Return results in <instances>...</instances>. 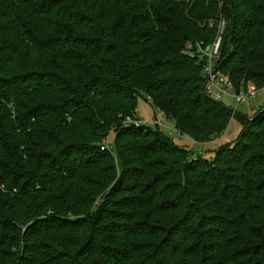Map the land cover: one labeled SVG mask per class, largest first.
<instances>
[{
  "label": "trees",
  "instance_id": "1",
  "mask_svg": "<svg viewBox=\"0 0 264 264\" xmlns=\"http://www.w3.org/2000/svg\"><path fill=\"white\" fill-rule=\"evenodd\" d=\"M264 0H0V264H264ZM144 99L161 130L134 126ZM113 134L112 152L103 143Z\"/></svg>",
  "mask_w": 264,
  "mask_h": 264
},
{
  "label": "rangeland",
  "instance_id": "2",
  "mask_svg": "<svg viewBox=\"0 0 264 264\" xmlns=\"http://www.w3.org/2000/svg\"><path fill=\"white\" fill-rule=\"evenodd\" d=\"M224 20L226 19L223 18V21ZM234 94L235 92L230 89L227 91L226 94H221L220 96V102H222V104L226 106L229 110H231L233 113H239L246 116L247 118H251L253 114L256 112V110L264 105V93H258L254 98H249L247 101L241 103L240 105H237L235 103L233 97ZM137 110H139L140 117H142V122L144 125H146L151 129L157 128V130H161L166 136H168L173 140L174 144L187 150L188 153L191 155V158H195L196 156L206 152L207 149L214 150L217 146L223 145L226 142L231 143L238 136L236 130L239 127V122L238 120H236V118L233 117L231 118L226 130L223 132V134H221L222 137L221 140L220 141L218 140L217 143L215 144L207 145V144L195 143L189 139L182 140L181 137H179L175 131L173 121L172 120L169 121V119L168 120L164 119L161 113H156V115L154 116L150 106L146 103L144 99L140 98L137 101ZM135 117H137V113H135ZM154 121H156L158 124L160 123L161 125L154 126L153 125ZM113 139H114L113 134H110L108 139H106L103 143V147L111 152L113 151L112 150ZM202 157L210 158L212 157V155L206 152Z\"/></svg>",
  "mask_w": 264,
  "mask_h": 264
},
{
  "label": "built area",
  "instance_id": "3",
  "mask_svg": "<svg viewBox=\"0 0 264 264\" xmlns=\"http://www.w3.org/2000/svg\"><path fill=\"white\" fill-rule=\"evenodd\" d=\"M215 27L216 29V39L209 48L208 52L206 53L207 63L204 68L205 73V92L207 95L214 99H220L221 94H226L228 90H232L231 83L227 80L226 77L221 75L215 70V61L219 55V49L221 47L222 42V34L225 32V22L220 21L216 25L214 22H209V27ZM258 93H264V87L261 89H251V90H241L238 93L233 95L234 101L237 105L244 103L249 98H254ZM136 113V111H135ZM134 126L142 125L140 121L133 122ZM144 125V124H143ZM154 126H160L161 124L157 123L156 121L153 122ZM182 140H186L187 138L183 135L177 133ZM101 149H104L102 147Z\"/></svg>",
  "mask_w": 264,
  "mask_h": 264
},
{
  "label": "crops",
  "instance_id": "4",
  "mask_svg": "<svg viewBox=\"0 0 264 264\" xmlns=\"http://www.w3.org/2000/svg\"><path fill=\"white\" fill-rule=\"evenodd\" d=\"M254 87L251 85V84H248V86H247V88H246V90H251V89H253ZM216 100H218V101H220V99H216ZM146 103L149 105V103L146 101ZM150 106V105H149ZM150 108H151V106H150ZM151 110H152V113H153V115L155 116L156 115V113H160L159 111H155V110H153L152 108H151ZM136 113H137V117H136V119H138L139 121H141L142 122V117H140V113H139V110H137L136 109ZM254 113V112H253ZM162 117H164V119H166V120H168L164 115L162 116ZM169 121H170V119H169ZM143 123V122H142ZM174 124V123H173ZM239 127H240V125H239ZM237 128V130H236V133L237 134H239V132H240V129H241V127L240 128ZM228 130H229V128H228ZM223 134V133H222ZM221 135L219 136V137H216L215 139H213V141H211L210 143H207V145L208 144H215V143H217V141L219 140H221ZM226 143H228V142H226ZM225 143V144H226ZM220 146V145H219ZM218 147V146H217ZM216 147V148H217ZM215 148V149H216ZM214 149V150H215ZM214 150H211V149H207L206 150V152L207 153H209V154H211L212 155V151H214ZM206 152H204V153H202V154H200L199 156H203ZM206 155H208V154H206Z\"/></svg>",
  "mask_w": 264,
  "mask_h": 264
}]
</instances>
